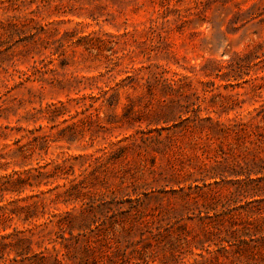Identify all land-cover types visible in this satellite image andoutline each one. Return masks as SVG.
I'll list each match as a JSON object with an SVG mask.
<instances>
[{"label":"rangeland","instance_id":"rangeland-1","mask_svg":"<svg viewBox=\"0 0 264 264\" xmlns=\"http://www.w3.org/2000/svg\"><path fill=\"white\" fill-rule=\"evenodd\" d=\"M160 1L103 0L104 8L94 13V20L85 0H0V163L7 165L0 170V178L48 163L65 164L73 168L74 175L41 187L46 191L59 185L47 196L60 194L68 200L58 203L55 212H78L92 199L95 205L113 201L110 207L114 211L107 213V219L118 213V202L126 210L129 199H145L144 193H149L153 199L142 211L145 220L159 226L162 216L169 218L162 224L170 221L173 228L167 238L156 241L147 234L130 247L127 237L116 233L126 264H245L244 259L238 261L217 251L212 209L231 193L237 194L238 178L233 173L253 167V155L264 151V135L251 122L255 135L249 138L209 139L208 127L212 133L214 124L207 121L203 129L192 126L187 119L194 117L196 106L191 105L188 113L177 112L174 122L180 127L175 131L191 127V132L180 133L173 150L159 154L150 148L151 141L144 144L142 139L156 137V129L167 125L154 123L151 114L157 109V100L141 85L151 72H164L169 79L178 76L183 78L181 93L191 95L190 103L200 106L197 114L201 119L210 117L224 124L236 117L249 121L264 100L253 93L245 95L249 85L232 88L229 85L236 82L216 75L235 53L264 44V6L254 7V0H237L238 6L206 0H165L162 5ZM10 24L18 30L8 29ZM39 25L47 34H36ZM82 38L89 39L85 47L90 50L78 45ZM251 75L262 77L264 70ZM102 89L117 94L112 99L114 106L103 98L92 99ZM236 93L243 95L229 99ZM236 98L240 108L224 112ZM55 107L65 109V115L49 122L48 110ZM75 123L74 132L69 131L67 127ZM162 132L165 136L169 131ZM38 136L48 137L50 147L47 151L35 149L31 159H25L18 148L29 151L35 145L33 137ZM118 147L127 148L124 161L105 160L90 173L95 167L91 155L101 156L102 150ZM258 177L262 175H252ZM74 184L79 186L73 190ZM190 186L197 200L179 204L172 195L154 200L158 191L184 188L189 192ZM245 201L239 198L237 205ZM176 208L180 209L178 218ZM236 222L240 228L242 222ZM182 224L183 230L177 231ZM14 225L23 227L17 221ZM198 243L205 250L197 248ZM101 254L96 252L98 260L106 263Z\"/></svg>","mask_w":264,"mask_h":264},{"label":"trees","instance_id":"trees-1","mask_svg":"<svg viewBox=\"0 0 264 264\" xmlns=\"http://www.w3.org/2000/svg\"><path fill=\"white\" fill-rule=\"evenodd\" d=\"M122 1L126 2L127 0ZM128 1L131 2V0ZM151 1L147 0V2ZM168 1L170 0H166V2ZM181 1L183 0H177V3ZM194 1L198 2L199 0ZM254 1V7L264 6V0ZM85 2L91 6L92 16L96 20L97 17H94V13L104 8L103 0H85ZM164 2L165 0H161L159 4L162 5ZM205 2L239 5L237 0H206ZM9 28L18 30L16 25L10 24ZM3 30L7 31V29ZM36 34L40 36V34L45 35L47 32L43 26L39 25ZM88 44H90V41L87 38L78 40L79 46H84V48L90 50L85 47ZM258 70H264V44H258L256 47L241 53H235L227 64L218 70L221 74L216 76L229 83L236 82L235 85H229L232 88L234 86L244 88V84H247L250 87L244 93L245 95L253 93L264 100V76L253 77L251 75L252 71L258 72ZM182 79L178 76L171 79L166 78L164 72H151L147 78H143L144 83L141 86L144 87L146 94L154 97L158 103L157 109L151 114L154 117V123L167 125L161 130L156 129L158 133L156 137L142 139L144 144L149 141L153 143L150 146L153 151L164 154L170 148L173 150L178 137L181 136L179 134L182 133V136H186V132H191V127L178 129V131L174 130L180 128L174 123L177 112L188 113L191 105L196 106L192 110L195 112L194 117L191 120L187 119L193 122L192 126L196 129H203L207 121L214 124L215 128H213L212 133L211 127H208L210 129V131H207L209 139L211 136L215 139L233 138L237 141L238 139L249 138L251 135H255L251 131V122H256L258 134L264 135V103L259 110H255L256 115L252 116L249 121L236 117L224 124L218 120L212 121L210 117L201 119L197 114L200 111V106L197 103H190L191 95L182 94L180 91ZM131 88L137 89L134 85ZM116 95V93L110 95L109 91L102 89L99 97H92V99L99 101L103 98L105 99L104 103L114 106L112 99ZM240 95L243 94L236 93L229 96V99H234ZM183 102H186V104ZM240 104L238 98H236V100H232V104L230 107H226L224 112L234 111L236 108H240ZM48 111L51 114L48 119L49 122H55L58 117L65 115V109L62 110L58 107L49 108ZM97 119L99 120V117ZM172 123L174 124L170 126ZM75 127L76 123L68 126L67 129L74 132ZM164 130L169 131L165 136L162 132ZM32 141L35 142V145L29 151L25 147H19L17 150L25 159H31L32 152L35 149L47 151L51 143L46 136L33 137ZM116 145L114 144L113 147L115 148ZM126 149V147H118L115 150L113 148L104 149L101 151V156L91 155V165L94 164L95 167L90 173L95 172L105 160L111 162L124 161ZM262 154H264V151ZM262 154L253 155L255 157L251 159L253 167L247 172L235 171L233 173L238 178L236 181L238 185L237 194L231 193L228 199L217 202L212 209L215 213L214 219L211 220V228L217 236L214 244L218 247L217 251L224 255L230 254L238 261L244 259L245 264H264V156ZM6 166V164L0 163V170L6 169ZM253 174L256 176L262 175V177L254 179L252 178ZM71 175H74L72 167L65 164L48 163L43 167L24 173L13 171L12 175L0 178V202L3 203L0 206V264H64L66 261H78L79 264H108L109 262L111 264H126L123 261L126 253H121L120 244L122 241L117 240L116 233L127 237L129 247L133 244V241L142 242L147 234L156 241L161 240L163 237L167 238L171 234L169 231L173 228V225L170 221L163 225L165 218L161 215L158 220L159 226H155L153 224L155 222L145 220L147 215H144L142 211L146 208V204L153 199L149 193H144L145 199L139 197L135 200L129 199L130 206L126 210H122L123 207L118 206H123L124 203L118 202L115 205L118 213H113L109 217L110 219H107V213L114 211L110 207L114 203L113 201L101 202L95 205V200L92 199L88 204H83L78 212L56 213L57 204L60 202L67 203L68 200L62 199L60 194L53 198L47 195L52 194L60 186L57 185L54 189L46 191L41 190V187L49 186L58 179L67 180ZM74 182L75 180H72L71 183ZM77 186L79 184H74L72 186L73 190ZM196 188L199 189L197 186ZM188 189L189 192H185L184 188H181L179 192L175 189H172L170 193L166 190L158 191L159 194L155 195L154 200L162 201L167 195L175 197L174 200L179 204L197 200L193 197L192 187L190 186ZM77 198H80L79 195ZM239 198L246 201L241 205H237ZM5 202L8 203L4 204ZM84 205H88V207H84ZM220 206L222 208L218 210ZM185 208L184 204L181 205V209L185 210ZM173 211L176 218H178L180 209L176 208ZM150 216L153 217L152 214ZM202 219L203 217L200 216L199 220ZM238 219L242 222L239 224L240 228H238L236 222ZM16 221L22 223L23 227L15 226ZM176 222L180 224V221ZM183 227V224L178 226L177 231L183 230ZM9 229H12V231L7 232ZM110 241L116 246L112 245ZM58 245L60 248H58ZM195 246L205 250L203 243H198ZM208 247L210 248L211 245ZM113 248L115 250L109 253L108 250ZM97 251L102 253L101 255L105 257L106 263H100L98 255H96ZM142 264H146V261Z\"/></svg>","mask_w":264,"mask_h":264}]
</instances>
